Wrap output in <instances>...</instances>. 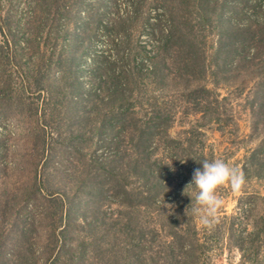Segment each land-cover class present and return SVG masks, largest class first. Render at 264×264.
I'll use <instances>...</instances> for the list:
<instances>
[{"label":"trees","instance_id":"trees-1","mask_svg":"<svg viewBox=\"0 0 264 264\" xmlns=\"http://www.w3.org/2000/svg\"><path fill=\"white\" fill-rule=\"evenodd\" d=\"M34 1L48 11L47 20L54 26L60 22L61 31L43 35L32 29L40 15L34 8L26 20L30 30L19 34L0 0V61L3 58L12 67L20 50L43 48L40 56L48 57L45 66L33 63L26 72L21 66L14 68L22 75L21 91H36L27 101L17 93L16 108L25 107L32 122L47 130L36 135L38 156L44 157L47 147L67 145L85 161L74 177L75 186L59 188L48 180L45 160L41 174L32 173L33 189L9 214L4 201L0 264H203L209 237L208 229L190 211L195 193L185 189L169 193V183L185 185L182 180L172 181L174 175L167 171L171 163L181 160L202 167L204 125H190L176 136L169 131L179 113L199 115L221 134L229 121L217 86L236 82L237 91L245 90V80L257 75L264 87V15L249 16V23L225 24L222 0H132L131 14L119 16L115 11V17L103 23L95 8L86 12L92 26L86 17L82 21L89 37L102 30L106 39L91 58L88 72L93 82L81 91V57L92 39L67 30L79 1ZM261 6L264 0L254 1L252 7ZM151 8L161 12L151 15ZM142 32L148 35L149 45L140 41ZM67 34L68 47L61 45ZM230 56L234 60L229 66ZM52 72H58L56 81L49 78ZM13 74L10 68L4 90L13 88ZM258 98L263 102L264 93ZM255 108L264 116L263 103ZM256 122L264 120L260 117ZM98 142L108 151L102 157L94 153L101 147ZM81 145L89 147L90 155L80 151ZM258 148L248 160L264 178V141ZM83 198L94 203L95 212L90 221L75 223L81 238L74 240V248L63 243L59 228ZM29 200L43 207L50 225L40 251L27 236V230L35 232V223L19 215ZM166 205L173 206L171 212ZM9 232L16 234L11 249L7 248ZM231 241L241 264H264V211L256 217L248 240L239 236Z\"/></svg>","mask_w":264,"mask_h":264},{"label":"rangeland","instance_id":"rangeland-1","mask_svg":"<svg viewBox=\"0 0 264 264\" xmlns=\"http://www.w3.org/2000/svg\"><path fill=\"white\" fill-rule=\"evenodd\" d=\"M76 5V17L68 24V33H79L81 37H89L87 32V24L92 26L93 22L89 23L86 12H91L98 8L100 17L103 23H109L113 16V12L117 11L119 16H124L127 13L131 14L133 10L132 0H78ZM256 0H222L224 23L229 24L236 22L238 24L249 23V16L253 19H261L264 15V7L257 9L252 7ZM38 10V23L33 24L32 29L44 33L51 30L61 31L62 26L60 22L54 26L51 21H48V11L37 7L34 0H4L2 2V11L7 13L8 20L12 29L19 34L27 33L30 28L27 23L31 11ZM40 9V10H39ZM150 14L160 13V10L150 9ZM82 17H86L88 23L82 21ZM152 22V18H150ZM77 26V29H75ZM55 28V29H54ZM99 30L98 34L89 37L90 43L86 47L81 57V69L78 72L80 79V90L85 91L87 86L93 82L88 69L92 63V56L96 51L104 46L106 36ZM83 34V35H82ZM69 34L65 36L62 41L68 47ZM140 41L146 45L150 44L148 35L142 32ZM74 43V42H73ZM79 43L75 42V46ZM149 47V46H148ZM41 51L35 49L34 46H28L25 50H20L17 57L14 56L12 60V67L9 63H4L5 59L0 61V206L4 201H8L5 205V211L9 214L13 211L14 206L20 198L25 196L31 186V177L34 170L38 173L44 161H47L46 170L50 173L48 180L54 187H68L75 186L74 177H76L83 168L81 164L84 163L85 158L80 156L74 149L64 145L54 149H49L44 157L38 156L39 139L36 137L41 129L39 124L32 122L34 119L30 118L25 107L16 108L15 95L21 93L23 100L33 98L36 95L34 89L25 88L21 91L22 86L19 87L22 79L20 71L14 68L23 67V71H27L33 63L40 62L45 66L48 57H41ZM80 51V50H79ZM5 52V51H4ZM20 57V58H19ZM32 59L31 62L29 59ZM19 59V61H18ZM233 56L228 59V65L233 62ZM20 62V63H19ZM230 62V63H229ZM27 67V68H26ZM12 69V87L4 90L3 81L5 76ZM58 72H52L50 75L51 81H56ZM236 82H221L217 86V93L220 98L225 100L226 104V119L229 124H224L221 134L215 130L212 124H204L199 115H187L186 117L177 114L174 123L169 131L172 136L187 129L190 125L198 124L204 125L203 128V146H204V160L212 161L214 159H222L230 166H235L240 169L247 167L245 173L246 183L239 193H233L230 186L224 185L217 190L218 196L222 200V207L218 212V222L212 229H208L206 240L207 251L204 254L203 264H241L240 253L236 244L231 240L243 236L246 240L250 238L253 232V225L256 217L261 215L264 211V178L258 176L249 162L250 154L253 150H259L261 142L264 141V123L256 122L258 118L264 116L261 110L255 108L257 103H263L258 96L264 93L263 82L259 84L258 76L248 77L245 80V90L237 91L235 87ZM82 97V96H81ZM81 100V99H80ZM254 112L252 113V109ZM97 148H93L95 154L102 157L108 151L102 147L98 142ZM92 148V149H93ZM83 153L90 155L88 146H79ZM91 149V150H92ZM88 157V156H87ZM176 161L169 165L167 173H172L175 180H182L185 187L180 188L169 183L167 188L169 193L172 189H185L192 180L193 170L195 165L187 160L184 162ZM202 168V167H201ZM41 174V173H39ZM178 178V179H176ZM187 191L196 193L197 189L194 186L187 188ZM79 202V201H78ZM94 203L88 198H83L80 201L77 209L72 210L66 218V222L59 228L60 234L63 236V243L73 246L75 248V239H80L75 223L80 220L83 222L90 221L94 215ZM113 207V206H112ZM43 207L34 201H30L20 207L19 215L25 220H32L35 223V232L27 230L29 241H36L39 251L45 244L50 225L48 219L44 217ZM229 217V219H224ZM199 227V226H198ZM234 235V237L232 236ZM14 233L9 232L7 248L13 247ZM60 235V236H61ZM213 236V238H211ZM153 239H158L154 237ZM75 240V241H74ZM164 240V238H162ZM230 240V242H229ZM157 244V243H156ZM158 245V244H157ZM247 245V244H246ZM155 243L153 244V249ZM262 251V249H261Z\"/></svg>","mask_w":264,"mask_h":264},{"label":"clouds","instance_id":"clouds-1","mask_svg":"<svg viewBox=\"0 0 264 264\" xmlns=\"http://www.w3.org/2000/svg\"><path fill=\"white\" fill-rule=\"evenodd\" d=\"M199 163L202 164V168L193 170L192 180L185 190L192 186L197 189L195 203H191L190 211L202 226L212 229L218 222V212L222 207L217 190L228 185L233 193H239L246 183V178L242 169L230 166L222 159L212 161L205 159ZM166 206L171 212L173 206Z\"/></svg>","mask_w":264,"mask_h":264}]
</instances>
